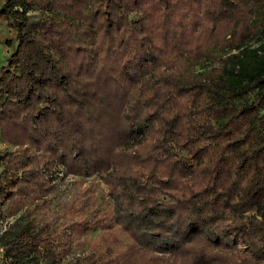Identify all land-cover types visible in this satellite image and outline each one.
<instances>
[{"label": "trees", "instance_id": "obj_1", "mask_svg": "<svg viewBox=\"0 0 264 264\" xmlns=\"http://www.w3.org/2000/svg\"><path fill=\"white\" fill-rule=\"evenodd\" d=\"M0 19V134L18 147L0 152V264L51 234L80 264H259L264 0H0ZM57 165L99 176L111 206L50 228L35 201Z\"/></svg>", "mask_w": 264, "mask_h": 264}, {"label": "rangeland", "instance_id": "obj_2", "mask_svg": "<svg viewBox=\"0 0 264 264\" xmlns=\"http://www.w3.org/2000/svg\"><path fill=\"white\" fill-rule=\"evenodd\" d=\"M33 14H39V10H31ZM135 17V16H134ZM231 28V27H229ZM228 28V29H229ZM221 32H227L226 28H221ZM13 31L7 25L4 19H0V68L7 65V58L10 52L13 50L10 42L13 40ZM14 46V44H13ZM72 57H70L71 59ZM17 145H14L6 138H3L0 134V152L13 151L17 149ZM0 162V171H1ZM48 177L54 189L47 195L35 201L37 206L36 211L49 225L53 228L57 222V216L63 214L76 215L81 212L94 214L97 211H106L111 206V200L108 196V187L102 179L97 175H75L68 173L61 165L52 167L48 172ZM75 209L74 213L73 210ZM74 213V214H73ZM255 213V209L246 211L247 215ZM12 222V216L6 217L0 222V227L5 229ZM226 224L230 223L227 219ZM98 230L88 235L89 239L94 240L98 235ZM236 247L234 252L238 254H246V249L241 239L236 240ZM59 247L56 244V240L51 238L44 242L39 252L40 256L36 259L29 260L24 264H80L79 254L80 250L71 249L67 254L58 258L55 251ZM215 253H225L218 250H213ZM148 256L147 251H139L133 255L125 264H140L144 258ZM224 258H217L214 261L216 264H224ZM0 262H1V249H0ZM240 263V262H239ZM259 264H264V258L260 259ZM243 264V263H240Z\"/></svg>", "mask_w": 264, "mask_h": 264}]
</instances>
